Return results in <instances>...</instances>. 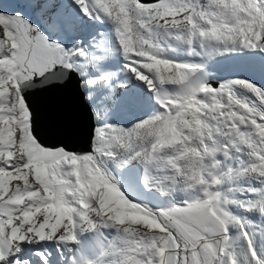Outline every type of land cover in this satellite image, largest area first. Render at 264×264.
<instances>
[{
  "label": "snow or ice",
  "instance_id": "snow-or-ice-1",
  "mask_svg": "<svg viewBox=\"0 0 264 264\" xmlns=\"http://www.w3.org/2000/svg\"><path fill=\"white\" fill-rule=\"evenodd\" d=\"M103 18L125 70L159 109L124 128L94 104L91 152L49 147L41 133L74 129V78L83 99L103 85L113 100L116 73L71 39L85 20ZM181 45L207 58L264 53V0H0V264H264V87L235 79L213 88L206 65L164 56ZM121 87L128 105L144 102ZM108 161L142 166L138 185L167 206L126 198ZM244 177L256 184L235 198L225 186ZM103 229L116 238L105 241ZM82 233L95 234L100 259L64 261L44 243L79 245Z\"/></svg>",
  "mask_w": 264,
  "mask_h": 264
},
{
  "label": "rangeland",
  "instance_id": "rangeland-1",
  "mask_svg": "<svg viewBox=\"0 0 264 264\" xmlns=\"http://www.w3.org/2000/svg\"><path fill=\"white\" fill-rule=\"evenodd\" d=\"M101 21L102 23H105L108 28L112 26V29L110 28L111 30H103V24H99L98 30L100 34L104 31L103 37H101L103 41L99 43L95 39H91L88 43L84 44V46L88 47L89 51L93 54L104 56L100 67L116 73L114 87L112 90L113 100H106L105 97L108 95L109 90L103 85H98L95 88L90 89V91L95 93V98L92 101L88 100V102L90 103L93 112L94 104L97 108L107 107L109 109L107 119L108 123L119 125L124 128H130L139 120L154 114L159 109V105L151 98L150 90L132 78L131 75L125 70V61L123 59L120 45L118 44L114 32L113 24L107 18H103ZM87 37L88 32L83 26H81V29L77 35L71 39H79L83 41ZM64 42L66 45H68V38H65ZM97 43L100 46L104 44L103 48L105 51L103 53L100 52L99 47H93V45ZM199 52L200 49L197 46L196 52L192 55H189L187 47L181 45L177 46L175 51H166L164 56L173 61L194 62L206 65V71L209 74L207 83L213 88L219 87L220 83L226 80L244 79L240 78L239 76L241 74L250 73L254 70L258 71L260 64H264V53L258 51L244 50L228 52L221 55H216L213 58H207L197 54ZM122 84L142 95L145 98L144 102L137 106H130L125 103L123 99L124 92L123 88L121 87ZM214 84H217V86L215 87ZM95 122L97 126L96 118ZM242 158L245 160L247 159L246 155ZM107 168L118 182V186H123L122 191H125L126 198H131L133 202L147 204L148 207L153 209L167 206L168 197L163 196L161 193L155 190L144 189L142 185H138L139 176L142 173V166H140L138 163H133L131 166H126L124 168H117L114 163L108 161ZM255 184V181H250L247 177H244L238 179L234 184L226 185L225 187L226 189L233 190L235 198L243 199L244 197L241 196L239 190H246L250 185L255 186ZM174 198L177 200H183L184 192L177 191L174 193ZM233 213L237 216L246 215L242 209H239L236 206H233ZM248 218L251 219L254 224H260L258 216H249ZM102 232L103 239L105 241L114 240L117 235L115 229H103ZM94 235V233H82L80 235L81 243L79 245L72 244L67 247L63 245H57L55 242L44 243L47 244L50 249H55V251L60 254L61 259L64 261H71L74 256H83L87 259L95 261L100 259V257L99 248L95 244ZM257 243L264 244V240H261L258 237Z\"/></svg>",
  "mask_w": 264,
  "mask_h": 264
},
{
  "label": "water",
  "instance_id": "water-1",
  "mask_svg": "<svg viewBox=\"0 0 264 264\" xmlns=\"http://www.w3.org/2000/svg\"><path fill=\"white\" fill-rule=\"evenodd\" d=\"M154 2V0H153ZM240 78L254 82L256 85L264 87V81L257 71L241 74ZM79 77L74 78V88L76 91V109H75V124L71 134L65 135H48L41 133V138L47 146L54 144H62L74 153L84 154L92 151L93 129L96 127L95 115L88 100L83 99L85 92L79 88ZM216 87L217 84H214ZM25 95L35 105L39 103L40 97L33 95L32 90H27Z\"/></svg>",
  "mask_w": 264,
  "mask_h": 264
},
{
  "label": "bare ground",
  "instance_id": "bare-ground-1",
  "mask_svg": "<svg viewBox=\"0 0 264 264\" xmlns=\"http://www.w3.org/2000/svg\"><path fill=\"white\" fill-rule=\"evenodd\" d=\"M99 24H103V30L107 29V30H111L112 29V26L111 27H107L105 23H102L101 19L98 20V19H95V20H87L85 21L82 26L84 27V29H86V31L88 32V37L83 40L84 44L88 43L91 39H95L96 41H98L99 43L101 41H103V39L101 38L100 36V32L98 30V25ZM105 24V25H104ZM111 28V29H110ZM102 30V31H103ZM104 32V31H103ZM103 32H101L103 34ZM111 32V31H110ZM102 44V43H101ZM102 47L104 46V44L101 45ZM262 64H260V68L258 69L257 73L261 76V78L263 79L264 81V71H262Z\"/></svg>",
  "mask_w": 264,
  "mask_h": 264
}]
</instances>
